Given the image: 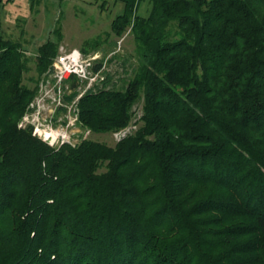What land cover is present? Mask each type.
Returning a JSON list of instances; mask_svg holds the SVG:
<instances>
[{
	"label": "trees",
	"instance_id": "1",
	"mask_svg": "<svg viewBox=\"0 0 264 264\" xmlns=\"http://www.w3.org/2000/svg\"><path fill=\"white\" fill-rule=\"evenodd\" d=\"M114 1L135 66L76 104L93 134L136 127L113 146L18 128L35 88L0 26V264H264V0Z\"/></svg>",
	"mask_w": 264,
	"mask_h": 264
},
{
	"label": "rangeland",
	"instance_id": "2",
	"mask_svg": "<svg viewBox=\"0 0 264 264\" xmlns=\"http://www.w3.org/2000/svg\"><path fill=\"white\" fill-rule=\"evenodd\" d=\"M122 9L123 4L114 0H2V33L7 39L21 44L29 59L30 69L24 76V83L31 89L35 88L32 100L18 121V128L24 120L31 126L40 124L42 132L51 131L58 137L59 142L71 147L77 146L85 139L113 146L117 143L118 132L135 131L136 127L131 126L112 133L93 134L79 123L76 108L79 98L87 91L102 88V82L91 89L79 82L75 92L70 90L69 81L62 82L58 93L53 90L54 80L49 73L51 65L38 79L34 71V57L38 47L48 40L56 41L58 35L57 53L53 60L61 53L79 50L85 57H95V64L102 63V77L105 81L108 76L112 78L109 87L120 86L121 79L127 78L135 66L132 55L134 40L126 31L119 38L110 36L105 41L104 32L110 31L112 20ZM97 36L101 37L103 43L95 50L88 48L87 52H83V43ZM30 78L36 80V83L30 82ZM57 98L60 99L59 103ZM136 111L138 113V108ZM31 126L19 129H31L33 135L34 129Z\"/></svg>",
	"mask_w": 264,
	"mask_h": 264
},
{
	"label": "built area",
	"instance_id": "3",
	"mask_svg": "<svg viewBox=\"0 0 264 264\" xmlns=\"http://www.w3.org/2000/svg\"><path fill=\"white\" fill-rule=\"evenodd\" d=\"M95 57H85L79 50H71L64 53H61L53 60L49 73L54 80L53 90L60 92V84L62 82H67L70 79H75L78 83L82 82L88 86L89 89L93 88L97 83H103L105 78L102 77L103 65L98 71H94L95 66ZM57 64L59 69L54 68V65ZM58 103L60 101L59 98ZM55 101V99H53ZM31 126L25 120L19 128L26 126ZM33 126V136L38 137L43 142L48 144L50 147L61 146L65 144L64 142H59L58 137H55L51 131L42 132L40 127L42 126L38 124L37 126ZM31 126V127H32ZM130 132H118L116 135L117 142L127 136ZM38 135V136H37Z\"/></svg>",
	"mask_w": 264,
	"mask_h": 264
},
{
	"label": "water",
	"instance_id": "4",
	"mask_svg": "<svg viewBox=\"0 0 264 264\" xmlns=\"http://www.w3.org/2000/svg\"><path fill=\"white\" fill-rule=\"evenodd\" d=\"M54 68L59 69V66L57 64L54 65Z\"/></svg>",
	"mask_w": 264,
	"mask_h": 264
}]
</instances>
